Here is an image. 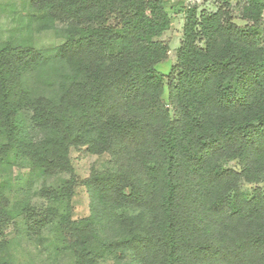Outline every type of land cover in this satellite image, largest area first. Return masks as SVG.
Wrapping results in <instances>:
<instances>
[{
	"label": "trees",
	"instance_id": "obj_1",
	"mask_svg": "<svg viewBox=\"0 0 264 264\" xmlns=\"http://www.w3.org/2000/svg\"><path fill=\"white\" fill-rule=\"evenodd\" d=\"M168 1L30 0V24L63 42H0V161L68 175L43 189L40 216H59L74 264H264V0H240L237 16L228 0L187 6L162 75ZM82 147L103 160L80 179ZM36 215L0 186V264H15L7 228Z\"/></svg>",
	"mask_w": 264,
	"mask_h": 264
},
{
	"label": "rangeland",
	"instance_id": "obj_2",
	"mask_svg": "<svg viewBox=\"0 0 264 264\" xmlns=\"http://www.w3.org/2000/svg\"><path fill=\"white\" fill-rule=\"evenodd\" d=\"M228 0L235 16L238 14V2ZM224 0H169L170 29L162 36L168 42L170 51L166 61L156 66L162 75H167L171 65L176 61V54L183 37L185 22L184 10L187 6L197 5L199 10L215 11ZM178 6L171 8L172 5ZM178 10L176 11V9ZM32 12L30 0H0V42L10 41L20 44H31L35 49H48L60 45L63 40L57 37L52 30L37 32L34 24L29 22ZM236 22L242 24L237 19ZM30 30V33L28 32ZM27 131L31 130L29 116L26 111L21 112ZM35 139L40 137L36 131L30 132ZM70 158L78 178L88 176L91 165L99 163L103 158L89 154L84 147L72 149ZM234 166V163L228 164ZM67 174L45 176L33 174L29 165L20 159L0 161V186L10 203L26 200L35 211L39 224L28 220H18L7 228L5 238L9 241V250L14 254L15 264H74L72 254L63 246L59 229V216H40L49 208L43 189L56 186L60 179L67 178ZM249 185H243L247 189ZM89 192L82 185H77L71 200L73 218H82L90 213ZM33 229H30L29 226ZM37 228H36V226ZM27 226V227H26ZM25 227V228H24ZM28 229V230H27ZM99 264H111V260H101Z\"/></svg>",
	"mask_w": 264,
	"mask_h": 264
}]
</instances>
